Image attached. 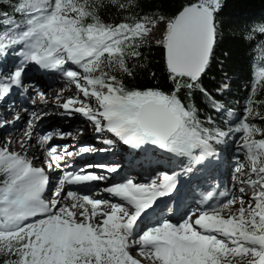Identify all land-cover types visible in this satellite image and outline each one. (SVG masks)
Instances as JSON below:
<instances>
[{
	"label": "snow or ice",
	"instance_id": "obj_1",
	"mask_svg": "<svg viewBox=\"0 0 264 264\" xmlns=\"http://www.w3.org/2000/svg\"><path fill=\"white\" fill-rule=\"evenodd\" d=\"M141 2L0 0V60L11 54L19 60L7 76H0V101L24 87L29 66L53 73L80 94L59 104L66 114H80L97 133L108 132L133 149L152 146L186 158L185 175L198 165H211L219 158L217 146L238 135L236 151L246 161L237 163L240 175L233 176L239 195L217 192V185L202 193L197 208L180 221L148 224L147 210L177 190L176 173L160 172L148 183L125 177L99 189L119 165L89 163L79 171H62L61 163L74 153L58 151L51 142L71 133L37 138V145L47 146L40 167L36 158L22 154L24 143L18 152L6 140L0 145V264H264V127L252 122L257 117L264 121L254 107L264 104L255 99L264 89V61L253 73L243 114L236 116L201 84L212 63L223 0H187L174 16L137 11ZM106 7L122 19L105 22L100 12ZM160 25L161 39L155 42L164 49L173 90L127 88L124 77L134 78L142 48ZM252 33L264 35V24L250 29L246 39ZM197 90L225 117L226 130L212 127L211 117L206 126L196 105L179 95ZM12 123L0 121V129ZM32 135L29 121L24 136L31 140ZM106 151L87 146L75 154ZM58 170L53 180L49 173ZM249 190L252 195L246 198ZM100 191L120 202L97 198Z\"/></svg>",
	"mask_w": 264,
	"mask_h": 264
},
{
	"label": "trees",
	"instance_id": "obj_2",
	"mask_svg": "<svg viewBox=\"0 0 264 264\" xmlns=\"http://www.w3.org/2000/svg\"><path fill=\"white\" fill-rule=\"evenodd\" d=\"M186 2L187 0H142L137 11H157V14L174 16ZM4 10L10 11V8L5 7ZM100 15L105 22H119L122 19L116 9L111 7L103 8ZM216 18L219 22L217 43L212 63L206 74L201 77V84L211 99L237 115L250 95L253 73L264 61V35L252 33V38L246 39L250 29L264 24V0H223ZM142 53L143 59L134 69V78L124 77L126 87L141 90L159 88L171 93L174 85L168 78L162 46L155 41L150 42L142 48ZM14 55L16 54L0 60V68L11 65ZM179 95L186 103L196 105L198 114L206 126L209 125L208 118L211 117L212 127L223 126L226 130V125L222 123L225 117L212 108L211 100L200 91H195L192 96H187L186 91ZM255 99L264 100V89L258 90ZM254 107L264 115V104ZM252 122L264 127V121L259 117ZM224 148L226 147L218 145L217 151H223ZM229 151L232 150L228 149L226 153L229 154ZM201 170L202 168L199 172ZM214 173L207 171L206 174L212 177Z\"/></svg>",
	"mask_w": 264,
	"mask_h": 264
},
{
	"label": "bare ground",
	"instance_id": "obj_3",
	"mask_svg": "<svg viewBox=\"0 0 264 264\" xmlns=\"http://www.w3.org/2000/svg\"><path fill=\"white\" fill-rule=\"evenodd\" d=\"M15 59H17V60H14L13 62L16 63L18 61V56ZM41 71H44V70H41ZM44 74H46V78L47 77L51 78L50 80L55 81L58 78L55 74L50 73V72L44 71ZM40 76L44 77L43 75H40ZM25 79L26 78H24V80ZM24 87L25 88H15L9 96H7L3 101L0 102V121L8 120V119L12 120V118H14V116H15L14 110H16V108L19 109V112H17L18 113L17 116L20 117L19 120H13L12 124L5 125L4 128L0 129V136H1L0 137V144L3 145V143L6 140H11V143L9 145L10 150L21 152L22 149H21L20 145H21V143H24L25 144V150L22 151V154H25L29 159L36 158V159H33V162H34L35 166L40 167V166H42L41 161L44 159L45 148L47 147V146H45V148H41L36 143V140L38 138L37 133H38V131H40L41 126H34V125L32 126V129H33V131H35V133H33L32 139L28 140V142H25L24 133L26 131H28V122L32 121V123H33L34 122L33 118L36 115V114H33L27 108V104L31 100L36 101V102L38 101V103H41L40 99H42V98L39 95V93H44V92H42V90H44V87H42V85L32 84V83H30V84L27 83L24 85ZM44 98H46L47 100H49L51 102L56 100L55 94H53V93L46 94V96ZM12 103H14V105H12ZM49 104H50V102H49ZM20 110H21V112H20ZM48 110H51V108L50 107H39V112H37V116L39 118H41L44 111H48ZM103 133H105V132H103ZM99 134L103 135L102 133H99ZM76 136L77 137L78 136L86 137L85 136V130L82 131V133L71 134L66 139H62V141L67 142V140L69 141V139L70 140L74 139ZM54 137H53V141L51 143L55 146H58V151L61 149H65L63 147H66V146L60 145L61 144V142H60L61 138H59V137L54 138ZM86 140H91V138H87ZM106 140H108V139H106ZM55 142H58V143H55ZM119 142H117V143L115 142V143H111V144H105L103 142V145H99V146H101V148L107 149V151L103 152V153L97 152L95 155L90 154V156H89V153H82L80 155H76L75 153H77L78 149L80 150V148H82V145H77V143L75 142V144H73L71 146L72 148L66 147V149H67V151L74 153V155H76V157H74V155L71 157L66 156V158L63 162L67 161V164H69L68 165L69 170L73 169V171H79L81 168H84L87 165V164L79 165L81 160H86V162L88 164L89 163H98V162L104 163V161H105L106 164L110 163L113 165H119L118 173L113 174V178L108 180V182H111V183H109L107 186H110L113 183V180L115 182L116 181L120 182L125 177H129V178H133L134 176L139 177L138 174H135L138 172H143V173L148 174V173H150L149 171L151 169H152V171H156L154 169H157V171H158V167H157L158 164H160L161 162H164L166 160L163 157H165V155L167 156V154L164 152L162 153L160 150L156 151L158 158L154 159L153 162L151 160H149L147 157H144V156L139 157V154L140 155L141 154L142 155L150 154L151 153L150 150H147V149L144 150V149H133L132 148L133 153L127 154V153L123 152L124 149L122 146H120L121 142L120 143ZM69 145L70 144H68L67 146H69ZM61 146H63V147L61 148ZM84 146L87 147L90 145H84ZM125 147L131 148L128 145H125ZM162 155H163V157H162ZM220 158L218 161L215 159L217 162L214 161V164H216V165H218V163H219L217 168L214 167V165H211V167H213L217 170V172H216V170L213 169V171L216 172L214 174L217 175L216 179H218V181H222V179H219L220 178L219 176H223L222 178L226 177L225 171L227 170L224 166L221 165L222 161ZM171 159H172V157L167 158V160H171ZM180 159L181 158H178L177 161L175 160L176 162L175 161L173 162L171 160L167 163H169L170 165L173 164V166H175L174 167L175 169H179V164L181 161ZM184 159H186V158H184ZM183 166L185 167L186 164H184ZM154 167H157V168H154ZM183 169L184 168H182V170ZM90 170L91 169H88V171H90ZM161 171L164 172L162 169H161ZM167 171H169V170H167ZM192 173H189L187 175H183L184 174V172H183L182 174L177 175V181H176L177 182V190L174 191L170 196L161 197L158 199L156 204L153 205V207H155V212L151 216H149L148 218L145 219L146 223L153 224L157 220L164 219V215H168V214L164 212L165 214L163 215V211H166L168 209V207L170 210L174 209V208L178 210V212H176L175 214H173L174 211L172 210V213L169 214V217L166 216V219L170 220L171 222H178L179 219L181 217H183L186 212L197 208L198 205L195 203L194 200H191V198H190V193H189L190 190L189 189H190V187H192L193 182L196 181L199 183H201V182L205 183L207 180L205 179L206 175L204 174L200 177L195 178L194 181L191 182V180L193 179V177H191ZM59 175H60V173L55 172V173H52L51 177L53 178V180H56ZM139 179L141 180L142 177L140 176L138 178V180ZM138 180H135V181L138 182ZM105 182H107V181H105ZM105 182L100 183L101 188H99V189L104 188ZM217 185H220V184H217ZM69 187L73 188L74 190L76 189L74 186H69ZM93 187H95V185ZM216 190L218 192L220 190V186ZM105 196L109 197V198L112 197V196H110L108 194H104L102 191H100V194L97 198H103ZM218 200L222 201L223 197H219ZM118 202H120V201H118ZM118 202H114V203H118ZM164 208H165V210H164ZM145 263H147V262L145 261Z\"/></svg>",
	"mask_w": 264,
	"mask_h": 264
},
{
	"label": "rangeland",
	"instance_id": "obj_4",
	"mask_svg": "<svg viewBox=\"0 0 264 264\" xmlns=\"http://www.w3.org/2000/svg\"><path fill=\"white\" fill-rule=\"evenodd\" d=\"M162 29H163V25H160L154 31V33L152 35V38H151L153 41L161 39ZM16 57H17V55H14L13 58H12V61L17 60V59H15ZM12 61H11V65L12 66L11 65H8V66L5 65L4 67L0 68V76H7L10 73V71L14 68V66L18 64L19 60L16 63L15 62L12 63ZM28 71H29V73L25 77L26 79L24 80V85L27 84V83L28 84L32 83V84L42 85V87H44V90H42V92H44L43 93L44 97L48 93H53V94H55V97H56V100L53 101V102H51V101H49V100H47L46 98L43 97V99H40L41 103H38V101L36 102V101H32L31 100L27 104V108L33 114H36L34 116V118H33L34 122L32 123V126L33 125L34 126H41L40 131H38V133H37L38 137H40L42 135H45V134H48V133H52V132L53 133L60 132V133H71V134H76L77 133L78 134V133H82V131L85 130V136L86 137H84V136H78L77 137L76 136L74 139H71V140L69 139V141L67 140V142L62 141V139H61V141H60L61 144L60 145L66 146L67 148H72L71 146L73 144H75V142H76L77 145H82V147H85L84 145H90V146L95 147L97 149L101 148V146H99V145H103V140L108 139L107 134L102 133L103 135H101V134L97 133L95 131L93 125L90 122H88L80 114L76 113V114H73V115H68V114L65 113V110L63 108L59 107V104L63 103L64 100L67 99L69 96L80 95L79 93H77V90L75 89V87L72 86V85H67L66 82L63 79H60V78H57V80L54 81V80H50L51 78H48V77L46 78L45 76L41 77L40 76L41 74H38V72L37 73L33 72L30 69V66H29ZM23 88H25V87H23ZM49 102H50V104H49ZM245 103L246 102L243 103V108L239 109V113L236 116H240V115L243 114V111H244V108H245ZM12 105H14V103H12ZM39 107H50L51 110L44 111V113L42 114V117L39 118L37 116V112H39ZM17 112H19L18 108H16V110H14V113H15L14 117L17 116V114H18ZM20 112H21V110H20ZM9 121H13V120H9ZM32 133H35V131H33V129H32ZM105 135H106V137H105ZM58 137L59 136H55L54 138H58ZM24 138H25V142H28V140H27V138L25 136H24ZM87 138H91V140H86ZM236 139H238V135L236 137L230 138L228 140V143L226 145H223V147H226V148H224L223 151L221 150V151L218 152L219 153V158L221 157L220 159L222 161L221 165L224 166L227 169L225 171L226 172V177L225 178H222L223 176H219L220 177L219 179H222V181H223V182L219 181V184H220L219 185L220 186V190L219 191H223V190L227 189L230 193H232L234 195H239L238 187L240 185L238 184V182L236 180L233 179V176L234 175H240V174H236L235 173V167H236L237 163H246V161L243 158V152L236 151V143L234 142ZM55 143H58V142H55ZM68 144H70V145L67 146ZM0 145H2V144H0ZM63 146H61V148ZM66 147H63V148H66ZM228 149L232 150V151H229V154L226 153V151H228ZM78 152H79V149H78L77 153ZM90 154L95 155L96 153H89V156H90ZM154 156H156V155H153V157ZM74 157H76V155H74ZM219 158L216 159V160L218 161ZM177 159L178 158L173 159V161H175V160L177 161ZM180 160L181 161H180V164H179V169H175L174 168L175 166H173V164H171V165L167 164V162H169V161H167L163 165H162V162H161L157 166L158 167V171H157V169H154L156 171H152V169H151L149 171L150 173H148V174L147 173H143V172H138V173H135V174H138L139 177L141 176L142 179L138 180L139 177H137V176H134L133 179L134 180H138V183H148L152 179H155L158 176V174L160 173L161 169L164 172H168L169 174L176 173L177 175H180V174L183 173V170H182V168H184L183 165L184 164L187 165V159L181 158ZM104 163H105V161H104ZM211 165H214V167L217 168L219 163H218V165H216L214 163L211 164ZM162 166H164V167H162ZM201 168H204V169H202L201 172H199ZM210 168L211 167H209L208 165L207 166H204V165L196 166V169L193 171L192 176H191V177H193V179L191 178L192 179L191 182H193L194 179L197 178V177H200V176H202L204 174L206 175L207 171H210ZM167 170H169V171H167ZM214 170H216V169L214 168ZM90 171H98L99 172L100 170L91 169ZM246 171H247V168L245 169V172ZM216 172H217V170H216ZM183 175H185V174H183ZM212 177H213L212 180L215 182L216 181L215 179L217 178V175L216 174L212 175ZM246 178H247L246 176H241V179H246ZM195 182H193V184ZM197 184H199V183H197ZM99 188H101V184H99ZM251 195H252V192L250 190L247 191L246 198H250ZM102 199H107V200H110L111 202H113L112 198H109V197H106V196L103 197ZM224 199H226V198L223 197V200ZM164 210H165V208H164ZM164 212L167 213L168 215H164L165 214ZM170 213H172V209L170 210L169 207H168V209L166 211H163L164 219H166V216L169 217ZM181 218L179 219V221L181 220ZM173 223H176V222H173ZM145 264H147V263H145Z\"/></svg>",
	"mask_w": 264,
	"mask_h": 264
},
{
	"label": "water",
	"instance_id": "obj_5",
	"mask_svg": "<svg viewBox=\"0 0 264 264\" xmlns=\"http://www.w3.org/2000/svg\"><path fill=\"white\" fill-rule=\"evenodd\" d=\"M163 57H164V49H163ZM106 184H108V183H106Z\"/></svg>",
	"mask_w": 264,
	"mask_h": 264
},
{
	"label": "built area",
	"instance_id": "obj_6",
	"mask_svg": "<svg viewBox=\"0 0 264 264\" xmlns=\"http://www.w3.org/2000/svg\"><path fill=\"white\" fill-rule=\"evenodd\" d=\"M151 42H153V40L151 39Z\"/></svg>",
	"mask_w": 264,
	"mask_h": 264
}]
</instances>
